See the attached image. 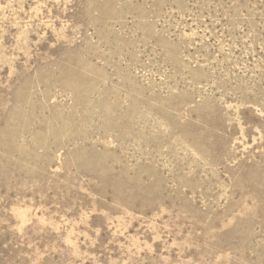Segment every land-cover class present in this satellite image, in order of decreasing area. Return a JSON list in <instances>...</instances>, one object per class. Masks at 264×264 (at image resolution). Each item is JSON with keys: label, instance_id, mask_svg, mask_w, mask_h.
Segmentation results:
<instances>
[{"label": "rangeland", "instance_id": "rangeland-1", "mask_svg": "<svg viewBox=\"0 0 264 264\" xmlns=\"http://www.w3.org/2000/svg\"><path fill=\"white\" fill-rule=\"evenodd\" d=\"M0 264H264V0H0Z\"/></svg>", "mask_w": 264, "mask_h": 264}]
</instances>
